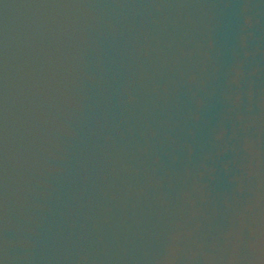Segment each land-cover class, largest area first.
I'll return each mask as SVG.
<instances>
[{
  "label": "water",
  "instance_id": "1",
  "mask_svg": "<svg viewBox=\"0 0 264 264\" xmlns=\"http://www.w3.org/2000/svg\"><path fill=\"white\" fill-rule=\"evenodd\" d=\"M264 92V0H227Z\"/></svg>",
  "mask_w": 264,
  "mask_h": 264
}]
</instances>
